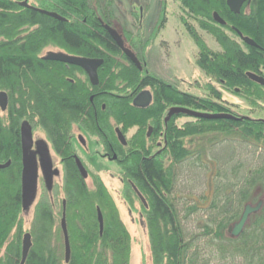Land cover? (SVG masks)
<instances>
[{
	"label": "trees",
	"instance_id": "1",
	"mask_svg": "<svg viewBox=\"0 0 264 264\" xmlns=\"http://www.w3.org/2000/svg\"><path fill=\"white\" fill-rule=\"evenodd\" d=\"M93 1L42 0L36 7L67 20L62 22L22 7L14 0H0V89L10 98L8 116L0 120V164L11 162L8 169L0 170V264L22 261L20 128L30 117L36 118L37 125L62 159L66 206L63 202L61 211L66 213L72 253L67 263L57 225L59 214L49 197L42 198L35 207L33 247L25 264H130L131 236L109 191L98 176L94 177V189H90L72 157L70 137L75 123L83 122L100 136L108 150L112 147L119 152L117 164L124 177L146 199L148 208L144 205L143 208L155 264L182 263L181 251H199L201 245L196 236L198 205L176 196L179 170L194 156L186 146L187 139L211 134L219 137L211 145L217 174L203 185L205 188L209 185L206 190L212 197L203 195L198 199L204 202L202 216L206 218L205 229L209 234L213 233L212 226L223 227L237 221L246 204L264 199V159L256 157L264 152V121L238 116L216 120L193 118L195 123L178 127L177 120L186 117L179 115L166 125V115L176 107L219 115L231 112L221 92L214 87L209 88L211 98H202L182 92L147 71L141 72L106 31L103 25L106 22L93 8ZM175 1L190 18L200 20L201 29L213 35L221 47V53L210 50L195 29L184 23L199 48L196 63L205 76L225 90H240L250 101L264 99V86L247 77V73L259 74L264 65V0L257 17L232 14L227 0ZM214 13L227 25L215 23ZM233 27L253 39L259 48L242 46L230 38L227 31L234 33ZM49 46L74 56L103 59L100 85L88 88L69 82L66 77L81 70L41 59V53ZM117 57L125 60L126 66H120ZM148 88L153 93L150 107H134L135 97ZM112 121L122 126L123 132L138 128L128 150L117 147ZM149 127L154 128L151 138L147 135ZM164 130L165 149L150 158V142ZM234 145L241 149L252 147L254 159L252 156L250 161L228 164ZM187 201L188 207L184 203ZM99 210L104 219L102 233ZM261 215L264 217V210ZM208 236L203 243L206 249H211L212 238ZM251 239L253 242L254 238Z\"/></svg>",
	"mask_w": 264,
	"mask_h": 264
},
{
	"label": "rangeland",
	"instance_id": "2",
	"mask_svg": "<svg viewBox=\"0 0 264 264\" xmlns=\"http://www.w3.org/2000/svg\"><path fill=\"white\" fill-rule=\"evenodd\" d=\"M14 1L20 3L24 0ZM41 1L29 0L28 3L36 8ZM92 6L101 19L105 20L106 23H103V25L112 27L122 35L126 46L139 58L144 70L148 73L157 76L182 92L202 98H211L209 88L214 87L221 92L223 101L231 112L229 115L264 121V99H251L252 101H250L240 90H225L218 82L211 77L205 76L199 69L196 63L199 48L189 36L184 23L195 29L210 50L218 53H221L222 50L213 35L201 29L200 20L190 18L179 2L175 0H94ZM227 34L233 40L240 42V39L233 36L231 32L227 31ZM50 52L66 53L56 46H49L43 50L41 57L47 56ZM116 61L120 66H126L127 64L120 57H117ZM146 90L150 91V89ZM1 92L5 91L0 89ZM7 116L8 113L3 112L0 108V120H6ZM28 121L33 128L34 140H44L49 144L54 169L60 171V176L55 177L54 187L51 191H48L40 171L35 204L23 214V238L27 233L33 234L35 207L38 202L42 198L49 197L54 203L56 212L59 214L57 225L60 228L59 235L61 236V246L64 250L65 240L61 227L63 217L61 207L62 203L65 202L62 159L53 151L46 133L37 125L36 118L30 117ZM188 123H195V119L182 117L176 122L178 127H183ZM135 132L138 133L137 128L131 129L128 135H125L126 138L129 140ZM74 133V137L77 138L78 135H82L86 141V147L84 148L78 143L77 139L74 141V146L76 155L79 156L91 173V177L87 179L88 187L94 189V177H100L114 201L118 216L130 233V264H155L143 204L135 194L134 185L132 187L129 185L120 166L106 158L104 148L98 139L91 138L80 128H75ZM148 134L149 128L147 130ZM164 136L165 130L160 133L158 138H152L153 140L149 145L150 154L157 155L164 151ZM151 137H153V134ZM217 137L218 135L211 134L186 140V146L194 153V156L191 161L185 163L179 170V179L176 181L177 198L197 201V199L203 197L205 190L203 185L209 183V177L217 174L216 162H213L214 151L211 149L212 142ZM241 148L237 145L232 146L230 151L231 159H229L228 164L231 165L232 163L235 165L241 161L247 162L252 159V156L254 159V149L252 147L248 149ZM260 154L258 153L256 157L264 159V152H260ZM200 157L202 158L201 161L198 159ZM165 159L167 160V156L164 157V163L167 166ZM260 216L262 215L259 214L258 217L261 218ZM257 219H254L252 223L260 225L262 219L259 221ZM253 228L255 227L251 225L247 232V236H251V238L257 233ZM63 252L65 254V251Z\"/></svg>",
	"mask_w": 264,
	"mask_h": 264
},
{
	"label": "water",
	"instance_id": "3",
	"mask_svg": "<svg viewBox=\"0 0 264 264\" xmlns=\"http://www.w3.org/2000/svg\"><path fill=\"white\" fill-rule=\"evenodd\" d=\"M252 0H227V6L231 10V12L235 14H239L241 11V8L245 3H250ZM29 0H24L21 3L22 7L36 10L44 15H47L49 17H52L56 20L65 22L67 21L60 15H58L55 12H50L38 8H34L29 5ZM214 21L221 25L226 26V21L218 14H213ZM104 28L106 31L110 34L114 42L117 44V46L121 49L123 54L128 58V60L134 64L139 70L142 71L141 62L137 58V56L126 47L125 41L112 27L108 25H104ZM238 35L242 39V41L251 46V47H259L258 44L251 38L245 37L240 31L237 30ZM44 61L48 62H58L70 66H76L78 68H81L83 71H85L93 86H97L99 84V74L98 71L102 67L104 61L100 59H90V58H84V57H78V56H71L67 55L65 53H54L50 52L47 56L43 57ZM247 77L252 80L253 82L264 86V78L255 74V73H247ZM153 97L150 91H143L141 92L133 101V106L138 109H146L150 107L152 103ZM9 104V98L7 93L1 92L0 93V108L3 112H5L8 109ZM184 115L186 117L190 118H202V119H210V120H216V119H237L236 117L232 115H226V114H209V113H201L197 111H193L191 109L182 108V107H176L172 108L167 117V121H169L173 116H179ZM21 132V145H22V178H21V186H22V204H23V211L27 212L34 204L37 198L38 194V180H39V170H41L42 175L44 177V181L46 184V188L48 191H51L53 189L54 185V178L60 176V171L57 169H54L53 160L51 157V152L49 145L44 140H39L36 143L34 142V136H33V129L29 122H23L20 128ZM119 135L120 141L126 145V139L122 132L120 130L117 131ZM151 132V129H150ZM150 135V134H149ZM36 147V149H34ZM77 166L83 176V178H87V171L85 167L83 166V163L79 158L76 159ZM11 165V162H8L7 164H0V169H6ZM134 190L136 194L138 195L141 202L147 207V202L145 198L142 196V194L138 191L136 187H134ZM66 203L64 202V208ZM262 202H260L257 206L252 207L248 205L245 208V211L242 215V218L240 222L235 226L234 229V235H239L245 225L247 224L250 216L260 211L262 207ZM99 217V223H100V231L103 232L104 229V219L101 211L98 212ZM61 227L64 234V240H65V255H66V262L68 263L71 258V245H70V239H69V232L66 222V213H63V218L61 221ZM33 247V241H32V235L30 233H27L24 236L23 239V248H22V261L21 264H25L30 251Z\"/></svg>",
	"mask_w": 264,
	"mask_h": 264
},
{
	"label": "flooded vegetation",
	"instance_id": "4",
	"mask_svg": "<svg viewBox=\"0 0 264 264\" xmlns=\"http://www.w3.org/2000/svg\"><path fill=\"white\" fill-rule=\"evenodd\" d=\"M261 3H262L261 0H252L250 3H245L243 5L239 14H235L233 12H231V13L234 15L243 14L246 17H252V16L257 17L258 15L261 14L260 13L261 12ZM232 29L234 31V33H232L233 36H236L238 39H240V42H238L236 40L235 41L243 46V44H245V43L242 41V39L238 35V33H237L238 29H236L235 27H233ZM245 45H247V44H245ZM247 46H249V45H247ZM254 48H259V47H254ZM65 54H67V53H65ZM67 55H70V54H67ZM71 56H74V55H71ZM41 59H43V57H41ZM100 60H103V59H100ZM66 66H69V65H66ZM74 67H76V66H74ZM79 69L81 71L73 72L70 76H67L66 79L73 84L84 85L88 88H90V87L95 88V87H98L100 85V75H99V84L97 86H93L88 74L85 71H83L81 68H79ZM142 69L144 70V67ZM143 70H142V72H143ZM144 71L146 72V70H144ZM98 74H99V71H98ZM258 75L264 78V65L261 66L260 73ZM150 92L153 96V93L151 90H150ZM7 95H8V93H7ZM8 98H9V95H8ZM91 101H93V99H91ZM102 110H105V106L102 107ZM5 112L9 113V104H8V109ZM165 124L167 125V117L165 118ZM112 125L113 126L115 125L113 128H114V134L116 136V140L118 143L117 147L120 149L124 148V149L128 150L129 149L128 145L135 138V136L137 135V132H135L129 140L126 138V136L128 135V133L131 129L137 128V127L130 128L126 132H123L122 126H117L114 123V121H112ZM75 128H80L83 132H85L91 138L93 137V138L98 139L100 141V144L104 148V151L106 153L105 154L106 158H108L110 161L115 162L117 164L118 158H119V152L116 149H112V147L108 150L107 146L102 142L100 136L95 135L89 128L84 126L83 122L75 123L72 125V130H71L72 136L70 137V141H71L73 151H74V155L72 157L74 158L75 162H76V159L79 158V156L76 155L74 141L77 139L78 143H80V145L83 148L86 147V141L82 135H78L77 138L74 137V134H75L74 129ZM150 129H151V132L149 131L150 135L148 134V137H150L154 133V128L149 127V130ZM118 130H120L124 136L126 135L125 136L126 141H127L126 145H124L120 141L119 135L117 132ZM34 142L36 143L37 141L34 140ZM21 148H22V145H21ZM34 149H36V147H34ZM52 149H53V147H52ZM154 156L155 155L150 154V158H153ZM81 162L83 163V161H81ZM76 164H77V162H76ZM83 166L85 167L84 164H83ZM85 169H86L87 175H88L87 178H83V176H82V174L78 168L81 177L87 183V179L89 177H91V173L87 170L86 167H85ZM40 171L41 170H39V173H40ZM54 180H55V178H54ZM208 187H209V185L206 186V188L204 190L206 193H204L203 195L204 196L207 195V196L212 197L209 193H207L206 189ZM214 188L218 189V186H214ZM263 198H264V196H263ZM188 201L190 204L195 202L199 208V215L196 218L197 224H198L197 230H196V236H197V239H199L201 241V245H200V248L198 249L199 251H181V255L183 256V262L179 263V264H264V221H263L264 217H263V215L260 216L261 218L258 217L259 214L261 215L263 213L264 199H259L258 201L246 204L241 211L240 218L237 221H235L234 223L227 225V226H223V227H221L218 224H217V226H212V229H213L212 234L211 233L209 234V232L206 231V229H205L207 225L204 223V220L206 218H204L202 216V213H204V208H205L203 205L204 202L200 201L198 199H197V201H194V200H188ZM188 201L184 202L185 205H187ZM260 202L263 203L260 211L253 214L249 218V220H248L247 224L245 225L243 231L239 235L235 236L233 234L235 226L240 222L242 215L245 211V208L248 205L255 207ZM186 207H188V205ZM146 208H148V207H146ZM257 217H258V219H257ZM254 219H257L258 221L262 219L261 224L260 225H257V223L253 224L252 222ZM251 225L253 227H255L253 229H255V231H257L256 235L253 236V238H254L253 240H255L254 242H251V240H252L251 236H247L248 235V233H247L248 229L251 228ZM207 235H209L208 237L212 238L211 245H210L211 249H206L204 247L203 239ZM167 264H173V263H167Z\"/></svg>",
	"mask_w": 264,
	"mask_h": 264
},
{
	"label": "bare ground",
	"instance_id": "5",
	"mask_svg": "<svg viewBox=\"0 0 264 264\" xmlns=\"http://www.w3.org/2000/svg\"><path fill=\"white\" fill-rule=\"evenodd\" d=\"M5 93H6V92H5ZM25 122H26V121H25ZM27 122H28V121H27ZM21 125H22V124H21ZM30 125H31V124H30ZM32 129H33V128H32ZM33 136H34V135H33ZM9 162H10V161H9ZM7 163H8V162H7ZM7 163H5V164H7ZM2 165H4V164H2ZM10 166H11V165H10ZM10 166H9V167H10ZM9 167H8V168H9ZM8 168H6V169H8ZM6 169H0V170H6Z\"/></svg>",
	"mask_w": 264,
	"mask_h": 264
}]
</instances>
